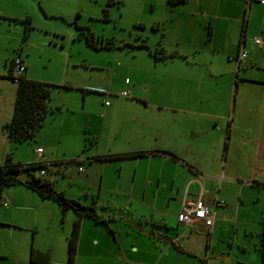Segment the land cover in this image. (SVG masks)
Wrapping results in <instances>:
<instances>
[{
    "label": "crops",
    "instance_id": "crops-1",
    "mask_svg": "<svg viewBox=\"0 0 264 264\" xmlns=\"http://www.w3.org/2000/svg\"><path fill=\"white\" fill-rule=\"evenodd\" d=\"M184 6L182 14L171 23L182 24L186 30L205 31L198 36L199 40L195 37L185 42L179 55L183 58L166 60L179 64L180 82L175 90L162 89L155 100L145 95L133 99L129 96L105 105V114L110 118L129 115L132 129L126 148L116 156L131 157L132 167L130 171L125 168L124 177L120 168L117 186L130 190L133 198L149 208L150 213L130 214L131 219L142 225L131 231L129 237L118 238L110 225L116 217L101 214L94 205L70 195L69 198L93 207L107 223L98 225L108 231L96 229L97 223L84 218L75 264L87 259L94 262L96 257H100L99 264H264L261 234L259 241L254 239L251 243L261 257L257 253L251 257V244L237 241L244 257L235 260L233 253L227 261H221L214 246L224 231L220 232V228L230 222L241 223V208L248 198L259 200L263 188L259 184L264 183V0H188ZM256 36L262 38L261 45L254 42ZM242 49L247 56L238 60ZM186 50L193 52V60ZM18 56L27 64L25 75L36 80L24 54ZM5 79L0 81V164L9 156L13 158L12 141L4 126L11 120L14 106L9 114L4 91L9 89L13 97L17 91L16 83ZM127 79L123 85L127 87L123 89H129L131 95L138 83L127 84ZM140 152L144 154H137ZM44 153L43 150L38 154L43 157ZM42 159L51 170L54 168L51 166H56ZM99 159H90L89 163L93 165ZM197 175L204 182L206 198L213 203L215 222L211 229L178 220L184 201L191 204L198 197L201 187L192 182ZM103 180L100 188L109 184ZM171 208L178 210L177 215L172 216ZM254 214L258 215V210ZM259 216H264V208ZM68 237L67 234L64 241L39 243L35 248L48 251L55 264H66ZM234 245L235 241L230 242L229 248ZM54 252H60V258ZM221 258L224 259L223 255Z\"/></svg>",
    "mask_w": 264,
    "mask_h": 264
},
{
    "label": "rangeland",
    "instance_id": "rangeland-1",
    "mask_svg": "<svg viewBox=\"0 0 264 264\" xmlns=\"http://www.w3.org/2000/svg\"><path fill=\"white\" fill-rule=\"evenodd\" d=\"M184 5L170 6L167 0H0V81H6L10 60L22 52L34 79L57 85L44 126L32 140L12 142L13 159L28 164L38 163L44 157L56 164L51 166L53 170L45 169L44 178L66 196L73 195L94 205L99 213L116 217L110 225L118 238L129 237L131 231L142 225L130 214L150 211L133 198L130 190L117 186L120 168L124 177L125 168L130 171L132 167L131 157H116L120 155L117 152L126 148L132 129L129 115L106 116L107 107L100 91L118 94L127 87L123 86L126 78L138 83L137 89L131 91L132 99L145 95L155 100L160 90H175L180 82L179 64L162 60L160 46L167 54H176L174 60H178L185 42L195 37L199 40L198 36L205 31L186 30L182 24L171 23L182 14ZM28 17L31 27L26 34L24 20ZM88 31L95 34L94 44L113 46H90L86 39ZM141 43L146 47L137 45ZM188 52L193 60V52ZM4 94L3 100L8 99L5 108L10 114L16 96L10 95L9 89ZM117 99L126 98L114 95L109 101L112 104ZM37 147L45 151L43 157L35 151ZM105 156L112 159H101ZM97 157L100 159L91 165L89 160ZM14 175L26 180L38 176L39 170L34 174L22 170ZM102 178L109 184L100 188ZM263 195L262 188L259 200L247 199L241 216L238 215L241 223L230 222L220 228V232L224 231L214 246L221 261H227L233 253L235 260L244 257L237 241L251 244L254 239L260 240ZM4 201L10 207L0 210V264H31L33 239L36 247L39 243L64 241L71 234L76 218L71 208L63 213L56 201L42 198L22 184L7 186ZM170 212L174 216L178 210L171 208ZM96 225V229L108 232L104 226ZM232 241L235 245L230 249ZM251 248V257L255 253L261 257L254 245ZM54 256L60 258L61 254L54 252ZM99 258L81 264H99Z\"/></svg>",
    "mask_w": 264,
    "mask_h": 264
},
{
    "label": "trees",
    "instance_id": "trees-1",
    "mask_svg": "<svg viewBox=\"0 0 264 264\" xmlns=\"http://www.w3.org/2000/svg\"><path fill=\"white\" fill-rule=\"evenodd\" d=\"M167 2L170 6H177L186 4L188 0H167ZM24 23L26 24L25 30L27 34L29 28L31 27V19L29 17L26 18ZM86 39L90 46L98 49L107 46L109 47V45L113 46L112 43H107L106 46H98L94 44L93 42L95 39V34L90 31H88L86 34ZM140 47H146V44L141 43ZM159 50L162 54V57H160L162 60L171 59L177 56L173 53L167 54L166 51L163 50L162 46H160ZM15 58L10 60L8 66V78L17 85L14 111L11 120L5 124L4 128L8 138L12 142H22L25 140H32L36 133L44 126L46 119L51 113L49 102L53 89L56 88L57 85L29 79L25 73L18 77V81H16L13 75ZM156 59L159 58L156 57ZM159 152L173 155L168 151ZM137 154L144 153L140 152ZM48 167V163L43 160L38 163L25 164L20 161H15L11 156H9L4 163L0 164V210L2 207H4L5 188L7 186H14L17 184H22L25 187L33 190L42 198L56 201L62 208L63 213H65L70 208L73 209L76 218L73 222L71 234L68 237L66 264H75L78 252V242L81 234L82 220L84 218H89L95 223L104 224L105 226H107V223L98 215L97 211L93 207L85 206L80 202L69 198L64 192L57 191L52 185V182L48 179H45V175L40 174L42 170H44L46 174L45 169ZM36 169L39 170V175L33 176L31 179L22 180L14 175L16 172L22 170H29L34 174ZM259 185L264 188V183H260ZM262 224L263 229L261 233L260 251L264 258V216L262 218ZM110 231L112 232L111 229ZM30 262L31 264H55L51 254L48 251L37 249L34 245L31 246Z\"/></svg>",
    "mask_w": 264,
    "mask_h": 264
},
{
    "label": "built area",
    "instance_id": "built-area-1",
    "mask_svg": "<svg viewBox=\"0 0 264 264\" xmlns=\"http://www.w3.org/2000/svg\"><path fill=\"white\" fill-rule=\"evenodd\" d=\"M254 42L258 45L263 43L262 38L260 36H256L254 38ZM247 56V51L242 49L238 55V60H243ZM27 64L21 57H16L14 59V71L13 75L16 81H18V77L26 72ZM130 82L129 79L126 80L128 84ZM100 93L104 96V104L109 106L111 103L109 101V97L112 96L111 91L101 90ZM122 97H129L130 90L122 89L118 93ZM38 153H42V148H37ZM41 175H45V171L42 170L40 172ZM192 182L198 183L201 189L199 191L198 197L191 204L184 201L183 210L178 215V220L182 223L188 224H196L206 227L207 229H211L214 226L215 222V213L213 211V203L206 198V195L203 190V180L200 176H196ZM188 187L186 193L188 192ZM219 204V203H217ZM5 207H9L7 203H4Z\"/></svg>",
    "mask_w": 264,
    "mask_h": 264
}]
</instances>
